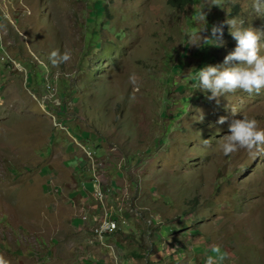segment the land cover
<instances>
[{
    "label": "rangeland",
    "instance_id": "obj_1",
    "mask_svg": "<svg viewBox=\"0 0 264 264\" xmlns=\"http://www.w3.org/2000/svg\"><path fill=\"white\" fill-rule=\"evenodd\" d=\"M203 3L0 0L3 264H206L216 246L221 264H264V154L214 151L232 108L264 128V93L217 103L185 78L236 47L227 26L224 47H188ZM250 4L206 8L209 30H264ZM54 50L71 60L53 67ZM106 218L120 229L102 242Z\"/></svg>",
    "mask_w": 264,
    "mask_h": 264
},
{
    "label": "clouds",
    "instance_id": "obj_2",
    "mask_svg": "<svg viewBox=\"0 0 264 264\" xmlns=\"http://www.w3.org/2000/svg\"><path fill=\"white\" fill-rule=\"evenodd\" d=\"M220 7V0H204L201 11L194 17L196 28L190 31L187 39L188 47L202 49L208 46L222 48L225 46L224 28L229 29V35L236 41L234 51L229 53L222 64L205 66L199 70L192 69L185 78H192L198 83L196 87L206 94L207 99L219 103V98L227 99L229 95L243 92L248 95L264 93V30L246 26L247 20L241 16L229 18L220 24H214L209 30L206 8ZM221 8V7H220ZM250 15L254 18H264V0H251ZM72 58L71 52L61 53L54 50L48 56L53 67L66 64ZM134 80L135 77H132ZM234 118L229 123L227 117H221L219 125L228 124V134L217 140L214 151H219L225 157L245 150L249 155L256 157L264 154V128L255 118L239 114L232 108ZM202 123L205 119L201 112L194 117ZM208 141H205L207 144ZM113 234V233H112ZM215 255L206 257V264H221L227 259L219 246L211 250ZM0 264H3L0 261Z\"/></svg>",
    "mask_w": 264,
    "mask_h": 264
},
{
    "label": "built area",
    "instance_id": "obj_3",
    "mask_svg": "<svg viewBox=\"0 0 264 264\" xmlns=\"http://www.w3.org/2000/svg\"><path fill=\"white\" fill-rule=\"evenodd\" d=\"M119 229L120 228L116 220L106 218L105 220L99 222L94 227L92 232L96 238L103 242L108 235L115 233Z\"/></svg>",
    "mask_w": 264,
    "mask_h": 264
},
{
    "label": "trees",
    "instance_id": "obj_4",
    "mask_svg": "<svg viewBox=\"0 0 264 264\" xmlns=\"http://www.w3.org/2000/svg\"><path fill=\"white\" fill-rule=\"evenodd\" d=\"M167 2L173 8L184 10V9L188 8L194 2V0H167ZM95 79H97V78H95ZM117 109L121 113V115H123V106L121 104L118 105ZM117 109H116V112H117ZM193 203H194V201H193ZM183 227H187V226L183 225ZM196 264H198V261Z\"/></svg>",
    "mask_w": 264,
    "mask_h": 264
},
{
    "label": "crops",
    "instance_id": "obj_5",
    "mask_svg": "<svg viewBox=\"0 0 264 264\" xmlns=\"http://www.w3.org/2000/svg\"><path fill=\"white\" fill-rule=\"evenodd\" d=\"M81 216H82V215H80V217H81ZM80 217H77V218L75 217V219L79 221L78 226H80V227H82V228L85 229L84 224L87 223V220H86V219H87V216H83L82 219H81ZM78 226H77V227H78ZM82 260H83V264H90V262L86 260V257L83 258Z\"/></svg>",
    "mask_w": 264,
    "mask_h": 264
}]
</instances>
